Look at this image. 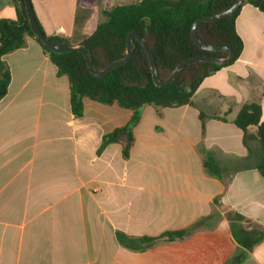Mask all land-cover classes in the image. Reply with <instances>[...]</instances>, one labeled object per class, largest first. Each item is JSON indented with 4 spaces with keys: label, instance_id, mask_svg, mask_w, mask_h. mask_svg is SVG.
Segmentation results:
<instances>
[{
    "label": "crops",
    "instance_id": "1",
    "mask_svg": "<svg viewBox=\"0 0 264 264\" xmlns=\"http://www.w3.org/2000/svg\"><path fill=\"white\" fill-rule=\"evenodd\" d=\"M31 2L47 36L73 42L100 21L88 0ZM78 9L92 11L80 26ZM16 19L14 0H0V21ZM236 31L240 57L206 78L192 105L143 107L127 159L118 142L99 150L133 111L87 98L77 118L69 79L33 38L5 55L11 82L0 101V264H264L263 150L254 128L245 142L234 123L251 102L261 104L264 122V13L245 4ZM208 157L216 176L205 167ZM195 225L183 239L144 251L116 238ZM234 232L246 243L263 238L247 249Z\"/></svg>",
    "mask_w": 264,
    "mask_h": 264
},
{
    "label": "trees",
    "instance_id": "2",
    "mask_svg": "<svg viewBox=\"0 0 264 264\" xmlns=\"http://www.w3.org/2000/svg\"><path fill=\"white\" fill-rule=\"evenodd\" d=\"M236 1L140 0L137 3L115 5L109 10H102L101 15L104 19H100L96 30L90 36L73 42L58 36L48 37L69 45H82L90 52L95 68L103 70L113 61L126 55L127 37L129 33L137 31L153 51L159 78L165 81L180 63L189 58L212 56L224 59L228 56L224 51L208 52L197 46L191 37V28L197 19L226 10ZM14 3L17 19L0 21V101L7 95L11 82V72L3 57L23 48L27 37L33 38L49 54L51 61L58 68L59 75L69 79L71 109L75 117L83 116L84 101L87 98L106 105L117 104L134 112L127 126L118 128L103 138L99 150L100 154L108 144L121 143L125 159L129 157L134 145L133 128L140 120L143 107L150 105L163 109L192 105L193 96L202 82L221 69L232 65L240 57L244 47L236 31V19L241 8L230 16L202 23L197 30L199 39L206 44L233 49L235 59L229 64L221 65L205 61L194 63L184 68L171 85L158 87L153 81L145 49L137 39H133L134 54L131 61L114 69L106 77L99 78L91 74L80 52L64 54L50 52L30 28L24 0H14ZM245 4L264 13V0H246ZM90 14V9H78L77 26H80ZM41 30L45 34L42 28ZM205 117V114L201 112L200 119L203 124ZM261 118V104L251 102L241 107L234 123L244 132L245 142L249 130L254 128L255 136L263 150L262 164L259 169L264 174V122ZM205 167L209 174L217 175L218 166L213 159L208 157L205 160ZM237 218L243 219L241 216ZM197 225L182 231L165 232L157 237H131L118 231L116 238L119 244L128 250L144 251L159 242L183 239ZM234 235L247 249H252L263 238L259 233L258 238L246 243L244 237H240L236 232Z\"/></svg>",
    "mask_w": 264,
    "mask_h": 264
},
{
    "label": "water",
    "instance_id": "3",
    "mask_svg": "<svg viewBox=\"0 0 264 264\" xmlns=\"http://www.w3.org/2000/svg\"><path fill=\"white\" fill-rule=\"evenodd\" d=\"M245 2L246 0H237L230 8L223 10L212 16L201 17L197 19L192 25L191 37L197 46H199L201 49L208 51V52H217V51L227 52L228 56L226 58L220 59V58L212 57V56H198L194 58H189L185 60L184 62L180 63L173 70V72L171 73V75L168 77L167 80L161 81L159 78V73L157 70V65H156L155 56L153 54V51L151 50L149 44L146 42V40L143 38V36L139 32L133 31L129 33L127 37V51H126V55L123 58L113 61L103 70H97L94 66L93 59H92L90 52L85 47H83L82 45H69L65 42L54 41L50 39L46 34H44L38 24V20L35 16V12L33 10V5H32L31 0H24L25 6H26L25 11L27 14V21L29 22L31 30L36 35V37L40 39V41L46 46V48L50 52H54L57 54H64V53L78 51L84 56L91 74H93L96 77L103 78L109 75L114 69L124 66L131 61L133 54H134L133 39H137L141 43V45L143 46V48L145 49L148 55L149 63H150L151 71H152V76H153V81L155 85L158 87H166V86L171 85L176 79V77L179 75V73L184 68L194 63L203 62V61L212 62L216 64H221V65L231 63L235 59V52L233 51V49L227 46H214V45L206 44L205 42L199 39L197 30H198V27L202 23L215 21V20H218L223 17H227V16H230L236 13L242 8Z\"/></svg>",
    "mask_w": 264,
    "mask_h": 264
},
{
    "label": "rangeland",
    "instance_id": "4",
    "mask_svg": "<svg viewBox=\"0 0 264 264\" xmlns=\"http://www.w3.org/2000/svg\"><path fill=\"white\" fill-rule=\"evenodd\" d=\"M138 1L139 0H88L87 4L91 5V7H94L93 9L94 14H96L97 12L100 19H102L103 18L101 15L102 10H108L111 6L121 5V4H132V3H137Z\"/></svg>",
    "mask_w": 264,
    "mask_h": 264
}]
</instances>
